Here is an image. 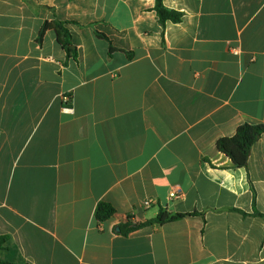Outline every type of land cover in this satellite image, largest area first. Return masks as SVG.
Returning a JSON list of instances; mask_svg holds the SVG:
<instances>
[{
  "label": "crops",
  "instance_id": "crops-1",
  "mask_svg": "<svg viewBox=\"0 0 264 264\" xmlns=\"http://www.w3.org/2000/svg\"><path fill=\"white\" fill-rule=\"evenodd\" d=\"M162 3L181 20L155 0H0L2 259L264 264V133L245 168L217 149L264 125V0ZM55 20L76 60L37 41ZM160 209L188 215L121 232Z\"/></svg>",
  "mask_w": 264,
  "mask_h": 264
},
{
  "label": "trees",
  "instance_id": "trees-1",
  "mask_svg": "<svg viewBox=\"0 0 264 264\" xmlns=\"http://www.w3.org/2000/svg\"><path fill=\"white\" fill-rule=\"evenodd\" d=\"M155 11L162 24L165 21L179 22L182 14L164 7L162 0H155ZM47 30H53L56 33L57 42L67 54L68 58L77 59V50L71 42V36L68 30L64 27V23L60 21L45 22L38 34V42H41L43 34ZM264 133V125H249L244 124L237 128L235 134L229 138H222L217 142V149L225 155L233 168H245L249 157L252 145ZM115 213V209L107 203L100 202L95 210V218L98 222H103L111 218ZM188 214H173L164 209H160L158 215L148 220L143 224L131 225L126 222L120 226L121 232L127 235L129 232L146 225H163L169 222L177 221L187 216ZM8 238L0 236V251H4L8 245ZM0 264H23L16 263L11 259H2L0 257Z\"/></svg>",
  "mask_w": 264,
  "mask_h": 264
},
{
  "label": "built area",
  "instance_id": "built-area-1",
  "mask_svg": "<svg viewBox=\"0 0 264 264\" xmlns=\"http://www.w3.org/2000/svg\"><path fill=\"white\" fill-rule=\"evenodd\" d=\"M231 52L233 54H237V49H232ZM181 196H182V190L179 187L173 188L168 194V198L171 200H176L180 198ZM150 204L151 202L149 200H146L143 202V207L149 208Z\"/></svg>",
  "mask_w": 264,
  "mask_h": 264
}]
</instances>
